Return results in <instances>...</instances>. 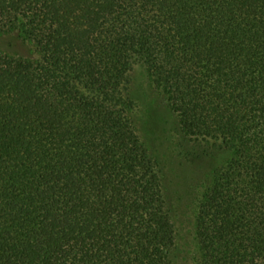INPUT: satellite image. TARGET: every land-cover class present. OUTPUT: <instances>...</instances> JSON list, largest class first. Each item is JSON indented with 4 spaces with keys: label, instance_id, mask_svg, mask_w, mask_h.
I'll return each instance as SVG.
<instances>
[{
    "label": "trees",
    "instance_id": "16d2710c",
    "mask_svg": "<svg viewBox=\"0 0 264 264\" xmlns=\"http://www.w3.org/2000/svg\"><path fill=\"white\" fill-rule=\"evenodd\" d=\"M0 264H175L157 162L128 95L146 67L189 137L224 151L201 264H264V0H0Z\"/></svg>",
    "mask_w": 264,
    "mask_h": 264
},
{
    "label": "rangeland",
    "instance_id": "374dc122",
    "mask_svg": "<svg viewBox=\"0 0 264 264\" xmlns=\"http://www.w3.org/2000/svg\"><path fill=\"white\" fill-rule=\"evenodd\" d=\"M0 52L35 58L33 44L17 31L0 34ZM128 95L133 99L132 119L137 132L154 156L161 174L177 242L175 264H201L196 238V214L224 149L214 141L187 136L177 114L154 87L147 69L136 64L130 72Z\"/></svg>",
    "mask_w": 264,
    "mask_h": 264
}]
</instances>
